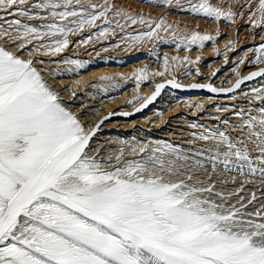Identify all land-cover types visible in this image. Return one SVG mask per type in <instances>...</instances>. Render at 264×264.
Here are the masks:
<instances>
[{"label":"snow or ice","instance_id":"1","mask_svg":"<svg viewBox=\"0 0 264 264\" xmlns=\"http://www.w3.org/2000/svg\"><path fill=\"white\" fill-rule=\"evenodd\" d=\"M164 3L171 5L173 0ZM175 3L179 5L180 0ZM190 7L208 18L229 21L247 8L252 26L264 28V0H244L239 12L225 11L210 0H195ZM110 14L126 17L131 25L148 24L116 11L110 0L100 4L0 0V264H264V206L247 212L243 203L225 206L228 197L219 193L220 204L204 198L215 186L188 183L193 176L185 175L175 163H186L188 158L171 144L150 152L133 148V153H147L141 159L123 160L122 148L118 155L98 159L99 149L90 150V141L103 121L86 129L34 66L43 61L23 58L28 45H33L27 51L29 57L63 52L69 46V34L97 28V21L109 24ZM21 18L50 22L33 26ZM162 24V20L155 23V28ZM125 26L116 21V28ZM109 30L104 28L99 36ZM153 35L149 31L128 39L139 42ZM185 39L203 48L212 37L192 33ZM9 43L14 46L11 50L3 46ZM255 52L251 63H264V43ZM64 63L82 66L74 60ZM170 67L165 58V71L154 75L164 76ZM260 76L264 68L237 80L231 89L218 90L211 84L191 87L213 93L235 91L244 80ZM136 79L146 80L147 70H138ZM169 83L180 87L174 80ZM163 87L158 84L151 97L136 100L143 99L141 106L146 107ZM255 91V99H264V91ZM259 111V117L249 116L242 123L264 165V108ZM197 139H212L216 148H226L222 158L219 152L213 153L225 169L234 157L255 173L247 146H240L243 141L232 143L224 132L218 138L210 132ZM169 155L174 160L165 159ZM192 167L204 165L196 161ZM180 176L185 178H171Z\"/></svg>","mask_w":264,"mask_h":264},{"label":"bare ground","instance_id":"2","mask_svg":"<svg viewBox=\"0 0 264 264\" xmlns=\"http://www.w3.org/2000/svg\"><path fill=\"white\" fill-rule=\"evenodd\" d=\"M90 2L100 4L103 0ZM110 2L114 3L116 11L137 20L143 18L148 24L131 25L126 17L110 14L109 24L97 21V28L86 27L75 35L69 34V46L59 54L36 53L29 57L27 51L33 45H28L23 53L24 59L43 61L34 66L42 70L44 80L59 93L60 102L77 116L86 129L103 121L90 141V150L99 149L97 158L100 159L118 155L122 148L125 152L123 160L131 161L147 155L133 153V148L145 147L150 152L163 144H171L179 149V155L188 158L186 163L175 161L185 175L193 176L188 183L215 186L214 192L205 193L204 198L220 204L222 201L216 195L219 193L228 197L223 201L225 206L239 207L243 203L247 205V212L264 206V174L261 172L264 165L259 163L260 153L248 139V130L242 123L249 116L261 115L259 109L264 108V99L254 97L257 95L255 90L264 91V76L244 80L235 91L213 93L205 88L191 87L193 84H211L218 90L231 89L237 80L264 68V63H251L257 55L255 49L264 43V28L252 26L247 19V8L243 10V15H236L229 21L198 14L190 7L195 0H180L179 5L175 0L171 5L165 4L164 0ZM210 2L225 11L231 8L239 12L244 0H239V3L237 0ZM21 19L33 26L50 22ZM117 20L126 25L122 30L116 28ZM161 20L162 27L156 29L155 23ZM104 28L110 30L105 36H99ZM149 31H154L151 38L144 36L139 42L128 39ZM192 33L208 35L212 39L204 42L201 48L185 39ZM89 36L91 39H88ZM38 43L34 41V45ZM117 44L119 47H116ZM3 46L10 50L14 48L11 43ZM173 57L177 59L173 61ZM165 58L171 65L169 71L164 76L154 75L165 71ZM241 59L245 63H239ZM65 60L78 61L82 66L66 64ZM141 69L147 70V79L138 81L136 76ZM173 80L180 87H172L169 81ZM158 84L164 85L159 95L142 107L143 99L137 101L136 97H151ZM197 105L202 107L197 108ZM210 132L217 138L220 132H224L232 143L243 141L240 146H247L255 173L245 163H237L234 157L228 169H225L221 159L214 160L213 153L219 152L222 158L226 148H216V141L212 139H197ZM198 152H203V155H196ZM156 155L159 156V153ZM165 159L174 160V156L169 155ZM196 161L204 167H192ZM171 178L184 179L185 176ZM253 196L255 200H252Z\"/></svg>","mask_w":264,"mask_h":264},{"label":"rangeland","instance_id":"3","mask_svg":"<svg viewBox=\"0 0 264 264\" xmlns=\"http://www.w3.org/2000/svg\"><path fill=\"white\" fill-rule=\"evenodd\" d=\"M156 103V102H155Z\"/></svg>","mask_w":264,"mask_h":264}]
</instances>
